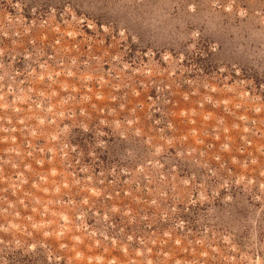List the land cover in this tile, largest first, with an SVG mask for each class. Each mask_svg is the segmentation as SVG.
<instances>
[{
  "label": "rangeland",
  "instance_id": "1",
  "mask_svg": "<svg viewBox=\"0 0 264 264\" xmlns=\"http://www.w3.org/2000/svg\"><path fill=\"white\" fill-rule=\"evenodd\" d=\"M0 264H264V0H0Z\"/></svg>",
  "mask_w": 264,
  "mask_h": 264
}]
</instances>
